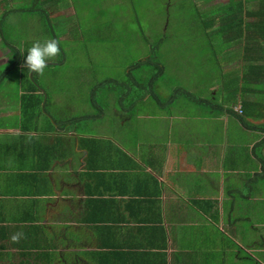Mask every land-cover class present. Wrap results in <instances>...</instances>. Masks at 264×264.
<instances>
[{
  "label": "crops",
  "instance_id": "0c3cea01",
  "mask_svg": "<svg viewBox=\"0 0 264 264\" xmlns=\"http://www.w3.org/2000/svg\"><path fill=\"white\" fill-rule=\"evenodd\" d=\"M92 5L0 0V34L5 28L13 37L0 38V66L14 48L23 66L27 50L40 43L39 26L54 28ZM247 10V28L258 27ZM226 13H219L218 27L243 26ZM19 29L28 34L20 37ZM255 31L221 67L238 77L189 88L224 103L236 95L251 102L243 106L251 125L264 120V31ZM27 70H0V87L15 83L10 102L0 93V264H264L260 129L181 101L163 110H113L124 132L108 124L111 132L100 131L106 117L95 114L96 104L95 112L63 119L48 112L49 94Z\"/></svg>",
  "mask_w": 264,
  "mask_h": 264
},
{
  "label": "rangeland",
  "instance_id": "374dc122",
  "mask_svg": "<svg viewBox=\"0 0 264 264\" xmlns=\"http://www.w3.org/2000/svg\"><path fill=\"white\" fill-rule=\"evenodd\" d=\"M204 0H92V6L71 19L60 20L54 30L59 36V44L65 53L63 57L58 48L56 56L45 58V62L63 61L56 65L46 66L42 73H36L38 82L49 94L46 110L56 118L63 119L76 113H92L91 104L106 106L105 121L100 131L111 132L108 125H115L114 132H124L118 128L113 110L119 111L115 90H99L95 101L90 100L91 87L106 77L125 80L126 67L136 58L148 53L147 39L154 41L158 30H165V46L159 54L165 65L164 74L157 82L155 91L167 97L173 84L195 86L216 64L213 54L205 53V45L211 38V32L202 31V25L211 14L225 10L223 3L203 4ZM212 4H214L212 6ZM235 9V8H234ZM233 9V10H234ZM239 11V10H237ZM20 21L26 22V15H19ZM213 18L216 16L213 15ZM235 17H242L240 14ZM55 21V20H54ZM53 23V22H52ZM72 23V24H71ZM71 24V25H70ZM54 26V25H53ZM22 37L28 34L21 31ZM206 32V33H205ZM2 35L6 40L13 39L10 32L3 28ZM35 37L43 44L52 40V33L42 26L34 32ZM193 46V49H190ZM193 50V52H187ZM201 56V57H200ZM9 54L6 55L8 59ZM4 68V62L0 70ZM17 69H12L9 74ZM136 77L140 72L133 73ZM2 94H7L5 101L10 102L12 87L15 83L7 79ZM196 82V83H195ZM11 84V88L8 86ZM8 87V88H7ZM198 87V84H197ZM195 92L194 90H191ZM209 95V92H204ZM215 99L218 100L215 95ZM143 111L160 110L153 98ZM235 109L238 108L236 105ZM108 124V125H107ZM99 130V128H98Z\"/></svg>",
  "mask_w": 264,
  "mask_h": 264
},
{
  "label": "trees",
  "instance_id": "16d2710c",
  "mask_svg": "<svg viewBox=\"0 0 264 264\" xmlns=\"http://www.w3.org/2000/svg\"><path fill=\"white\" fill-rule=\"evenodd\" d=\"M212 0H204L202 2L203 4H209L208 2ZM220 2V1H219ZM218 3V1H217ZM214 4H212L213 6ZM223 6L225 7V10H227L225 17H230L231 20L235 18L236 15H239L237 13L240 12V15L242 16L241 23H244L242 12L248 8H253V11H250V9L247 10L248 13H251L254 17V23L258 24L256 28L248 27L246 23L243 24L241 27H230L226 26L225 24L218 22L219 20V13L216 12L211 14L210 18H208L205 22V24L202 25V31H206L210 34L212 37L207 38L209 40L208 44L204 47L206 48V52L209 54H213L214 59L216 60V64L212 68L211 66H207L209 69V72L205 75V77L202 79V82L208 83L210 81L217 82L218 79L221 80V82L224 81V79L230 75L231 77H238V73L233 69H229L227 67V72H224L221 70V67L223 66V63L227 62L228 59L231 57V48H237V51L240 50L244 43L246 42L244 36L246 34L254 35L256 32L255 29H258V32L260 35H262L264 31V0H225V3H223ZM235 8V9H234ZM234 9V10H233ZM239 10V11H237ZM246 13L247 15H249ZM43 14V13H42ZM215 15L216 17L213 18L212 16ZM224 16V15H223ZM46 20V19H44ZM218 22V24H216ZM216 25V27H214ZM210 29V30H209ZM46 31H50L52 33V39L55 35V40H57V35L55 33V30L53 28V24L51 23L50 26H45ZM261 30V31H260ZM255 31V32H254ZM205 32V33H206ZM253 32V33H252ZM158 37L154 41L151 39H147V45L149 46V51L147 54L140 56L133 60L131 64H129L126 67V74L127 77L125 80H118L113 77H106L101 81H97L94 83L91 87L90 91V100L91 102L95 101V97L97 96V92L99 90L104 91H110L115 90V98L117 105L119 106V111L126 112V113H134L136 107L143 104V101H146L148 103L150 98H153L156 102L157 106L163 110L168 108L177 107L178 103L183 102H189L197 104L201 107H203L205 110L211 112L212 114H219V113H229L234 114L237 117L241 116L240 118L243 120L244 124L251 128H258L264 133V120L258 125H251V120L247 118L250 117L249 113H245L243 106L247 104H251V102L245 103L241 102L239 96H233V98L229 99L228 102L224 103L222 101H218L215 99L213 95H207L204 96V94H197L195 92H192L188 87L185 86L182 87L181 84H173L170 94L162 98V95H160L158 92L155 91V87L157 82L161 79V76L164 74L165 71V65L160 60L159 54L161 52V49L166 44V39H164L165 30H158ZM4 36L0 34V38H3ZM253 39L254 36L252 37ZM244 41V42H243ZM194 47L191 46L190 49H193ZM11 50V49H10ZM14 54L10 55V58H8V62H4V68L1 70V72H10L12 69H17L15 72L18 71V69H22L25 67V65L18 67V64L21 63L18 62V58H20L21 53L18 51V49L14 48ZM12 51V50H11ZM187 52H193V50L185 51ZM262 56V55H261ZM201 57V56H200ZM260 57V56H259ZM61 63V61L58 62H45L46 66L49 65H56ZM240 65V64H239ZM264 68V64L261 65ZM237 70H241V67ZM28 71V70H27ZM135 72H140V75L137 77L133 75ZM35 76V72H34ZM38 81L36 79V76L33 81ZM46 98H48L47 93H45ZM31 96H34L31 94ZM43 97L41 96L38 100V102L42 101ZM254 102V101H253ZM252 102V103H253ZM261 102H259L260 104ZM262 104V103H261ZM238 106L237 109H235V106ZM264 107V106H263ZM99 109H95L97 116H103L105 114V111L107 112L108 108L106 109V106L97 107ZM202 108V109H203ZM251 108V105L247 108H245L246 111ZM94 110V112H95ZM263 114L262 118H264V108H263ZM82 118V117H81ZM86 117L83 116V119ZM76 116L72 117L70 121L76 123ZM62 127L67 126L65 124L61 125ZM264 142V135L261 138V140L258 142V144H261ZM60 254H69L68 253H59Z\"/></svg>",
  "mask_w": 264,
  "mask_h": 264
},
{
  "label": "clouds",
  "instance_id": "9594fccd",
  "mask_svg": "<svg viewBox=\"0 0 264 264\" xmlns=\"http://www.w3.org/2000/svg\"><path fill=\"white\" fill-rule=\"evenodd\" d=\"M58 53L55 40L45 41L43 44L34 42L24 56V65L30 72L42 73L45 68V58H51Z\"/></svg>",
  "mask_w": 264,
  "mask_h": 264
}]
</instances>
